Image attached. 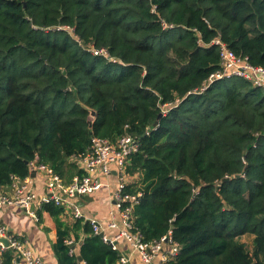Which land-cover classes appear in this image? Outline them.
Listing matches in <instances>:
<instances>
[{"label":"trees","instance_id":"1","mask_svg":"<svg viewBox=\"0 0 264 264\" xmlns=\"http://www.w3.org/2000/svg\"><path fill=\"white\" fill-rule=\"evenodd\" d=\"M218 37L264 67V0H0V191L34 161L70 184L93 137L131 135L123 195L141 194L145 242L172 230L171 264H264V92L242 78L196 92L220 68ZM53 250L58 264L121 258L85 219L57 220Z\"/></svg>","mask_w":264,"mask_h":264},{"label":"built area","instance_id":"2","mask_svg":"<svg viewBox=\"0 0 264 264\" xmlns=\"http://www.w3.org/2000/svg\"><path fill=\"white\" fill-rule=\"evenodd\" d=\"M66 30L70 29L66 28ZM211 45L218 49L220 68L212 73L202 88L196 92H203L216 82L233 78H242L264 92L263 66H255L248 57L238 56L220 37L214 39ZM93 53L97 56L108 57L107 52L103 50H95ZM139 149V139L131 135L121 137L117 144L107 139L93 137L88 151L75 158L86 175L82 178L75 177L70 184H66L51 167L34 161L30 164V171L42 175L45 183L44 192L37 193L31 188L30 177L25 180L14 179L10 190L0 191V210L6 207H18L26 211L33 220L39 222V212L46 205H55L62 208L64 214L70 211L75 221L85 219L76 200L100 192L105 186L100 177H110L115 171L119 183L112 193L114 210L110 214L111 221L108 229L118 230L116 235L107 236L102 225L95 219L86 221L92 225L95 234L100 235L114 251H119L118 244L123 241L130 244L134 251L140 254L145 264H171L180 252V245L175 242L173 231L170 230L159 240L145 242L140 231L135 229L132 220L133 205L137 203L141 194L123 195L126 185L133 179L127 173L130 157ZM126 203L132 205L125 207ZM118 218L120 224L117 221ZM3 240L8 241V247L5 246ZM68 243L71 245L74 241L70 240ZM8 250L14 253L12 264H44L41 258L34 253L28 241L11 233L7 226L0 223V264H4L3 254ZM128 262L129 260L121 255L116 264H128Z\"/></svg>","mask_w":264,"mask_h":264},{"label":"crops","instance_id":"3","mask_svg":"<svg viewBox=\"0 0 264 264\" xmlns=\"http://www.w3.org/2000/svg\"><path fill=\"white\" fill-rule=\"evenodd\" d=\"M33 174V173H32ZM31 179V188L37 193H43L45 190L44 178L42 175L35 173ZM104 182V188L93 195L85 196L77 199L76 203L79 205L85 220H97L105 230V234L109 237L116 235L118 230H109L108 224L111 221V213L114 210V202L112 200V193L118 186L119 180L115 171L110 177H100ZM39 222H36L28 216L26 211L18 207H6L0 210V223L9 228L11 233L28 241L33 247L34 253L41 258L44 264H58L54 254L53 246L57 241V220L66 224L73 225L75 220L70 211L62 213L58 219L53 218L48 212L42 210L39 212ZM117 221L120 224L119 218ZM81 240L85 236L81 233ZM119 251L128 260V264H145L138 252L134 251L130 244L121 241L119 244ZM80 243L75 246L76 253L79 254ZM81 264H85L82 262Z\"/></svg>","mask_w":264,"mask_h":264},{"label":"rangeland","instance_id":"4","mask_svg":"<svg viewBox=\"0 0 264 264\" xmlns=\"http://www.w3.org/2000/svg\"><path fill=\"white\" fill-rule=\"evenodd\" d=\"M253 241H254V236H244L242 239H241V242L242 243H245L248 247L249 250L252 249V245H253Z\"/></svg>","mask_w":264,"mask_h":264},{"label":"water","instance_id":"5","mask_svg":"<svg viewBox=\"0 0 264 264\" xmlns=\"http://www.w3.org/2000/svg\"><path fill=\"white\" fill-rule=\"evenodd\" d=\"M95 115H96V113L93 112V113H92V116L95 117ZM162 117H163V115L161 114V115L159 116V118H162ZM158 125H159V121H157V123L155 124V126H158ZM33 176H35V173L32 174V177H33ZM229 180H230L229 178H228V179H225L224 182H227V181H229ZM102 236H103V234H102ZM3 242H4V244H5L6 247L9 246V243H8L7 240H3ZM78 259H79V262H83L82 257L79 256Z\"/></svg>","mask_w":264,"mask_h":264}]
</instances>
